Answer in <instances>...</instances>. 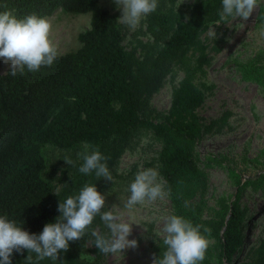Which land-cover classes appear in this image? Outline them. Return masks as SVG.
<instances>
[{
  "label": "trees",
  "instance_id": "trees-1",
  "mask_svg": "<svg viewBox=\"0 0 264 264\" xmlns=\"http://www.w3.org/2000/svg\"><path fill=\"white\" fill-rule=\"evenodd\" d=\"M59 9L74 15L91 13L90 27L79 34L81 46L59 52L52 66L37 72L0 73V215L38 234L60 215L58 204L68 196L78 194L85 184L103 188L106 179L79 172V157L67 178L56 181L48 176V146L75 155L85 143L89 151L98 147L109 157L112 178L125 180L133 174L118 172L123 154L149 136L159 150L144 169L158 170L171 202L170 215L211 231L200 264H264V237L245 245V229L256 227L258 218L242 200L246 190L264 188V172L246 178L228 165L236 192L220 196L211 206L209 174L197 151L205 135L229 124V113L209 122L199 114L215 87L205 79L211 53L220 52L226 42L221 37L210 43L203 36L211 26L221 28L232 19L220 18L222 0H159L157 10L146 17L147 40L139 38L130 48L124 42L120 11L101 6L100 0H0V12L11 10L19 18L49 17ZM255 22L264 28V2ZM235 64L241 79L255 83L264 95V50L249 60L235 58ZM179 72L184 75L173 84L169 110L158 111L152 97L168 78L174 83ZM251 162L264 170V148ZM92 227L107 233L99 216ZM151 247L158 257L165 247L163 239L155 238ZM31 255V264H103L104 258L90 233L70 242L60 261H38L35 253ZM27 256V250L14 253L12 264H29Z\"/></svg>",
  "mask_w": 264,
  "mask_h": 264
},
{
  "label": "rangeland",
  "instance_id": "rangeland-1",
  "mask_svg": "<svg viewBox=\"0 0 264 264\" xmlns=\"http://www.w3.org/2000/svg\"><path fill=\"white\" fill-rule=\"evenodd\" d=\"M193 0H181L182 4H189ZM264 0H257V6L247 21L233 18L222 23L221 28L213 25L204 34V39L213 43L215 38L224 37L226 42L218 53L212 52L211 64L207 68L206 81L215 85L213 92L207 96L204 104L199 108V114L204 121H211L229 113V124L217 133L207 134L198 143L201 166L209 174L208 204L216 205L222 195L232 196L236 192L227 166L235 167L242 176L256 177L264 172L260 165L251 162L264 148V95L260 88L252 82L241 79L236 69L235 58L249 60L260 50H264V28L256 27V17L260 5ZM103 7L119 10L114 0H100ZM120 11V10H119ZM120 14L121 11H120ZM53 23V35L59 46V52L75 51L81 46L79 34L90 27L91 13L70 14L57 10L46 17ZM126 31L125 44L130 48L139 38L147 40L146 18L136 29L132 30L124 24ZM10 68L0 57V73ZM183 72H179L174 83L168 78L159 92L151 99L152 106L158 111H168L172 102L173 84L178 83ZM159 150L152 139L144 137L134 151L123 154L118 165L121 174L132 173L133 177L125 180L112 178L107 180L100 190L107 195L104 211L113 210L122 220L132 224L129 239H135L137 246L126 248L122 253L104 255L103 264H152L154 252L152 242L155 238H162L164 223L171 213V202L164 189V198L156 201L145 200L132 208H126L125 203L130 196L129 186L138 171L145 168ZM48 176L57 181L59 177L67 178L74 166L78 154L48 146ZM244 155L247 157L244 158ZM71 158L74 162L69 165L64 160ZM210 163V165H207ZM222 164V165H221ZM251 166H256L252 168ZM163 181V180H162ZM164 184V182H163ZM243 203L258 218V225L250 230L245 229V245L264 237V188L257 191L252 188L246 190ZM107 232L108 229L106 228Z\"/></svg>",
  "mask_w": 264,
  "mask_h": 264
},
{
  "label": "clouds",
  "instance_id": "clouds-1",
  "mask_svg": "<svg viewBox=\"0 0 264 264\" xmlns=\"http://www.w3.org/2000/svg\"><path fill=\"white\" fill-rule=\"evenodd\" d=\"M121 16L119 21L134 30L158 8L159 0H114ZM257 6V0H222L220 18H239L247 21ZM60 55L59 46L53 35V23L49 18L31 14L17 17L11 10L0 12V57L8 64L11 75L23 74L25 69L37 72L43 66H52ZM85 143L78 157L83 160L79 168L82 174L95 173L100 179L112 181L105 156L97 147L91 151ZM67 164L74 162L64 159ZM130 196L126 208L142 204L145 200L156 201L165 196L164 184L156 168L140 170L129 186ZM58 194V193H57ZM107 195L95 184H85L76 195H70L58 204L60 215L54 222L46 223L40 233L26 230L24 223L0 215V264H12L14 253L28 251L26 260L31 264L32 255L36 259L61 260V253L68 252L70 242H75L86 234L94 238V245L103 255L122 253L126 248L137 246L135 239H129L132 224L124 222L113 210L104 211ZM99 216L107 233L93 228ZM164 250L154 257L152 264H200L211 243V231L181 215L167 217L162 232Z\"/></svg>",
  "mask_w": 264,
  "mask_h": 264
}]
</instances>
